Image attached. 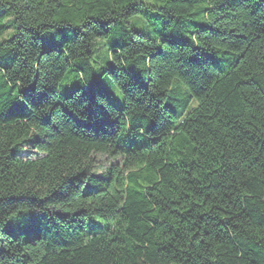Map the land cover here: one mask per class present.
Instances as JSON below:
<instances>
[{"label":"trees","instance_id":"trees-1","mask_svg":"<svg viewBox=\"0 0 264 264\" xmlns=\"http://www.w3.org/2000/svg\"><path fill=\"white\" fill-rule=\"evenodd\" d=\"M0 264H264V0H0Z\"/></svg>","mask_w":264,"mask_h":264},{"label":"rangeland","instance_id":"rangeland-1","mask_svg":"<svg viewBox=\"0 0 264 264\" xmlns=\"http://www.w3.org/2000/svg\"><path fill=\"white\" fill-rule=\"evenodd\" d=\"M11 30L12 28L9 27L2 38L7 37L8 34L11 32ZM106 49L107 47L104 40L97 39V41L95 42V50H96L98 64H102L103 56L106 52ZM75 81H76L75 73L71 69H68L66 72L65 81L59 87L60 93L64 95L70 94V92L68 91V86H70V84L76 86ZM103 83L105 85L106 91L109 93L107 96L108 101L111 104H113L115 107L121 108L124 104V97L117 88V86L115 85V83L113 82V80L111 79V77L109 75H105L103 78ZM98 159L103 164H107L108 162L111 161H116V160L107 159L104 155H98ZM106 225H107V221L105 219L94 217L93 219H90L89 224L87 226V231H90V228L92 227L95 230V232H97Z\"/></svg>","mask_w":264,"mask_h":264}]
</instances>
